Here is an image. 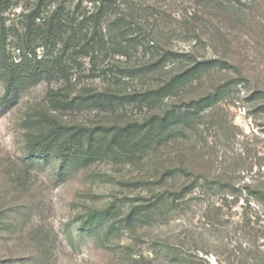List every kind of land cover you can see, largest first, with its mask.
<instances>
[{
  "label": "rangeland",
  "instance_id": "obj_1",
  "mask_svg": "<svg viewBox=\"0 0 264 264\" xmlns=\"http://www.w3.org/2000/svg\"><path fill=\"white\" fill-rule=\"evenodd\" d=\"M114 1L160 46L228 64L185 76L160 104L108 112L53 111L47 92L162 85L193 57L118 82L98 71L87 77L86 58H78L70 84L43 79L11 96L0 79V264L249 263L248 250L264 248V0H218L226 10L217 0ZM39 3L44 15L62 8L66 24L90 7L88 0H7L0 5V53L7 59L18 62L25 53L21 13ZM131 53L127 60L110 53L106 61L123 67L145 58ZM36 58L51 54L37 47ZM213 92L220 93L215 104L131 160H95L59 175L52 159H29L31 122L52 116L66 126L125 125L185 109ZM137 209L144 215L132 223Z\"/></svg>",
  "mask_w": 264,
  "mask_h": 264
},
{
  "label": "trees",
  "instance_id": "obj_2",
  "mask_svg": "<svg viewBox=\"0 0 264 264\" xmlns=\"http://www.w3.org/2000/svg\"><path fill=\"white\" fill-rule=\"evenodd\" d=\"M211 1V0H210ZM90 7L80 14L78 21L71 19L66 24L63 9L54 7L49 15L43 14L41 3L26 14L22 39L26 41V51L19 61L7 59L0 53V79L5 87V94H17L26 85L43 79L62 78L71 83L72 65L78 58H86L87 77H96L94 71L115 78L146 76L164 68L171 60L179 56H189L192 52H177L164 48L146 32L142 21L128 12L119 10L114 0H88ZM7 0H0V5ZM78 5V4H77ZM216 7L228 9L222 1H215ZM76 21V22H75ZM3 23L0 22V31ZM1 33V32H0ZM120 39H117V38ZM37 42V43H36ZM31 44L33 45L31 47ZM37 47H42L51 54L50 60L36 58ZM139 51L145 58L130 65L119 66L106 58L110 53L125 57L132 55L131 50ZM192 65L162 85L148 86L130 92L112 89L83 87L72 96L62 93L60 89H49L48 102L53 111H74L95 109L103 112L115 111L125 105L136 104L138 107L160 104L173 91L182 78H190L209 68L224 67V60L206 59L190 60ZM70 62V63H69ZM100 64H102L100 68ZM220 93H209L194 100L185 109L162 114H154L143 122H132L125 125H101L97 128L84 126H66L52 116L31 122L27 125V150L29 159L52 161L57 163L58 174L76 171L95 160L108 159L119 161L122 155L128 159L135 158L137 153L151 149L153 143L171 133L177 126L188 125L190 117L199 111L212 106ZM169 135V134H168ZM142 209L132 212L130 221H141ZM98 222V221H97ZM101 222V221H100ZM99 222V223H100ZM95 229V228H94ZM246 264H264V248L248 250Z\"/></svg>",
  "mask_w": 264,
  "mask_h": 264
}]
</instances>
